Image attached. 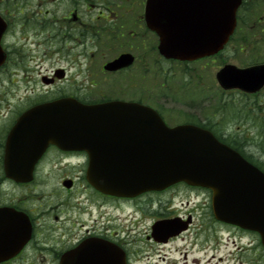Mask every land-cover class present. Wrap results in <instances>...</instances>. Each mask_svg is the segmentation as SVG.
Here are the masks:
<instances>
[{"label": "flooded vegetation", "instance_id": "1", "mask_svg": "<svg viewBox=\"0 0 264 264\" xmlns=\"http://www.w3.org/2000/svg\"><path fill=\"white\" fill-rule=\"evenodd\" d=\"M147 8L194 11L180 17L203 21L211 38L228 33L229 40L196 61L166 59L157 32L146 24ZM0 21L6 26L0 39V264H113L108 247L121 250L119 264H264L259 234L218 219L210 189L178 181L131 197L101 191L88 180L85 152L53 144L43 149L39 140L36 148L27 146L31 125L18 123L29 108L65 96L85 104L142 103L167 121L165 109L178 103L172 84L179 81L181 90L201 82L208 60L222 65L236 57L238 67H247L264 55V0H0ZM64 25L73 34L58 40L49 33ZM30 26L41 29L27 31ZM87 43L90 49H82ZM105 49L116 51L96 69L92 61ZM121 53L129 55L128 65L103 68ZM199 62V69L193 66ZM225 93L237 96L239 114L249 103L252 110L264 106V86L252 93L217 87V100ZM182 106L177 112L194 107L186 117L228 134L213 114L196 111L202 112L198 103ZM13 128L18 135L8 141ZM238 135L245 151L247 135ZM93 239L103 242L76 251Z\"/></svg>", "mask_w": 264, "mask_h": 264}, {"label": "water", "instance_id": "2", "mask_svg": "<svg viewBox=\"0 0 264 264\" xmlns=\"http://www.w3.org/2000/svg\"><path fill=\"white\" fill-rule=\"evenodd\" d=\"M152 13L147 12V24L159 32L160 51L166 57L195 59L227 40L202 38L201 28L175 25L168 10H161L155 22ZM3 30L0 25V36ZM126 63L121 55L105 67ZM233 68L227 65L217 73L222 86L254 90L264 83V64ZM22 116L42 125L32 135L62 148L87 150L90 178L102 189L131 196L177 180L194 182L213 190L217 214L258 230L264 242V173L207 130L191 124L168 127L154 109L123 101L86 106L65 98ZM222 187L232 196L221 200Z\"/></svg>", "mask_w": 264, "mask_h": 264}, {"label": "rangeland", "instance_id": "3", "mask_svg": "<svg viewBox=\"0 0 264 264\" xmlns=\"http://www.w3.org/2000/svg\"><path fill=\"white\" fill-rule=\"evenodd\" d=\"M64 12H65V10L64 11L59 10L58 14L60 16H62L64 14ZM69 28H70V26H66V25L60 26V27L55 26V27L50 28L49 33L53 34L54 36H57V38L59 40L60 39L59 36H62L63 34H73L72 29H69ZM36 29H41V27L30 26V27L26 28L27 31L36 30ZM25 34H27V33H25ZM60 42L63 43L64 38H61ZM81 42L84 43V38H81ZM71 45H75V43H71ZM81 48L82 49L85 48V50H89L90 44L87 43L86 46L82 45ZM74 51H76V49ZM115 51H116L115 49H111V50L105 49L104 51H100L97 54V56L95 55L94 60L92 61V65H93V63H95L94 67H96V69H98L101 62L103 60L109 59ZM261 57H264V55H261L260 58ZM228 58H225L227 60L226 62H231V63H234V61L236 59V57H234V58L228 57ZM55 59L56 58L49 61V63L55 62ZM88 60H89V57L86 56L85 59H82V63H84ZM219 61H220L219 59L215 60V63H211L212 66L210 65L209 62H207V64H206L207 69L204 72H201V69H200V72H201L200 75L203 77L202 81L200 82V83H202V86L200 84L194 83V84H191L189 86L183 87L180 90V87H179L180 84L179 83L172 84V90H176L174 96H176L178 98V103L175 104V107H173V110L167 109V108L165 109L166 114H167L166 120L168 121L169 125L178 124L181 121H184L186 118H188V116L186 117V115H185V111L187 109H188V111H191V112L195 111L194 107L188 108V106H186L185 111L177 112V111L183 109L182 104H184L186 102V101H181L182 99H192L194 102L200 103L203 100L204 96L210 95L212 97V99L210 100L211 103L209 105H205L206 109L203 112H201L199 109H197L196 111L199 113H202V115H203V113L210 114L213 111H217L219 113L217 120L220 121V123L218 125H216V127H219L220 129L221 128L227 129L230 132H232L233 135L239 136V137H242V136L236 135V134H239L240 132L244 131L245 134L247 135L245 140L249 143V146L245 147V151L251 155L252 159H254L255 161H261L264 164V155L257 153L255 151V149H259V150L263 149V147L261 148V146H263V144H264L263 137H262V135L259 134L261 125H259V123L257 122V118H258L257 115L251 114V113H250L251 115H249V118L256 121L255 126L257 125V128L255 126H253V127H251V129L247 128L248 126L245 124H242V122H239V121L235 122L232 119H229V118L227 119L226 113L223 110V107H225V108L227 107L226 106L227 104H225V103H227L226 100L230 98L229 99L230 103L239 104V100L237 99V96L235 97L234 94L225 93L226 96L224 94V101L222 102V105H221L217 100L216 93L211 90V88H212V86H211L212 74L209 75L208 72L211 73L212 70L215 71ZM234 64H236V63H234ZM193 66L199 69L201 66V63L194 64ZM213 67H214V69H213ZM214 71H213V75H214ZM202 106H203V103H202ZM260 114H261L260 120L264 119L263 112ZM190 116H192V115H190ZM195 119H196V117H195ZM237 127H240V128H237ZM240 140H242V139H240ZM245 140L243 139L244 142H245Z\"/></svg>", "mask_w": 264, "mask_h": 264}, {"label": "bare ground", "instance_id": "4", "mask_svg": "<svg viewBox=\"0 0 264 264\" xmlns=\"http://www.w3.org/2000/svg\"><path fill=\"white\" fill-rule=\"evenodd\" d=\"M263 124H262V126L260 127V132H259V134L260 135H262V137H263V140H264V121L262 122ZM255 124H256V121L255 120H253V119H251V118H247V120L245 121V125H247L248 127L247 128H250V127H253V126H255ZM263 147V149H255V151L257 152V153H260V154H263L264 155V144H263V146H261V148Z\"/></svg>", "mask_w": 264, "mask_h": 264}]
</instances>
